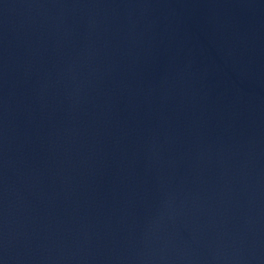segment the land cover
<instances>
[{
    "label": "water",
    "instance_id": "1",
    "mask_svg": "<svg viewBox=\"0 0 264 264\" xmlns=\"http://www.w3.org/2000/svg\"><path fill=\"white\" fill-rule=\"evenodd\" d=\"M0 264H264V0H0Z\"/></svg>",
    "mask_w": 264,
    "mask_h": 264
}]
</instances>
